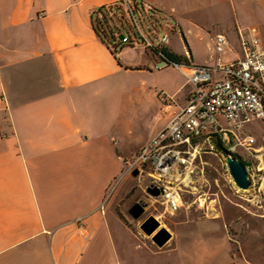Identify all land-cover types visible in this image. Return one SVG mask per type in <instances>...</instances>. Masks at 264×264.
Instances as JSON below:
<instances>
[{
  "label": "crops",
  "instance_id": "0c3cea01",
  "mask_svg": "<svg viewBox=\"0 0 264 264\" xmlns=\"http://www.w3.org/2000/svg\"><path fill=\"white\" fill-rule=\"evenodd\" d=\"M122 1L0 0V96L6 99L0 104V264H244L228 239L225 213L211 209L210 193L183 198L200 190L194 180L181 183L179 208L166 209L173 237L162 247L127 226L109 198L128 161L192 90L187 77L175 88L174 65L157 67L143 45L121 44L113 27L103 26V16ZM132 1L169 16L175 29L168 46L189 53L194 64L215 63L218 33L234 47L240 29H255L264 47V0ZM212 11L217 17L203 16ZM211 27L222 29L210 38L214 60L198 53V35ZM155 73L166 78L165 90L147 85ZM146 122L147 130L135 134ZM142 177L148 190L150 179ZM207 235L219 239L196 240Z\"/></svg>",
  "mask_w": 264,
  "mask_h": 264
},
{
  "label": "built area",
  "instance_id": "2783aa9c",
  "mask_svg": "<svg viewBox=\"0 0 264 264\" xmlns=\"http://www.w3.org/2000/svg\"><path fill=\"white\" fill-rule=\"evenodd\" d=\"M125 8V10H124ZM122 10V11H120ZM124 24L130 23L129 32H119L121 44L131 46L143 45L158 57L161 49L168 46L171 32L175 29L170 24L168 15L164 14L167 26L161 34L156 23L150 31L144 29L137 15L147 17L150 12L162 15L161 11L148 7L144 3L123 0L122 6L110 10L102 18L103 26L112 13ZM159 18H162L159 16ZM239 50H236L224 33H218L214 39L217 53L212 65L177 64L183 69L192 90L186 105L181 106L170 122L160 129L142 148L128 161L127 172L137 171L139 175L150 179L149 186L162 189L155 196L156 201L172 211H176L181 201V183L191 178V167L200 153L203 142L220 137L228 141L227 150L235 153L242 146L251 153L257 150L254 144L257 138L252 134L240 137L237 133L242 127L254 119L264 121V47L255 29L248 34L239 30ZM230 51L235 57L225 60L223 53ZM167 65L157 62V67ZM0 96V104L5 101ZM231 138L233 145L230 144ZM189 179L186 183H191Z\"/></svg>",
  "mask_w": 264,
  "mask_h": 264
},
{
  "label": "rangeland",
  "instance_id": "374dc122",
  "mask_svg": "<svg viewBox=\"0 0 264 264\" xmlns=\"http://www.w3.org/2000/svg\"><path fill=\"white\" fill-rule=\"evenodd\" d=\"M112 14V17H109L108 22L117 34L119 32L128 33L129 30L132 29L130 28V23L126 25L121 19H119L118 12L116 14L117 16H115V13ZM207 15L217 17L218 14L214 11L210 14L209 12L203 13V16ZM159 16L162 18H159ZM137 18L139 22L144 25L143 27L146 31H150V29L153 30L156 23H158L160 24L158 29L161 34H163L164 28L167 26V20L165 19L164 14L156 15L150 12L145 18L141 17L138 13ZM207 20H209V17H207ZM249 22L252 24L251 19ZM221 28L224 29V26ZM221 28H216L215 30L211 27V29H209V31H211L209 34L203 33L202 35H198V53L201 56H212L211 58L213 60L215 59V53L211 55L212 46L210 38L215 35L218 30L221 31ZM262 34L264 39V28H262ZM230 35L233 38L235 36L233 32ZM173 45L178 49L181 48L182 43L178 36H175ZM234 48L239 49V44H237L236 41L234 43ZM186 55L190 58V63L192 65L193 60L190 57L191 55L189 53ZM160 67H164V65H161ZM172 67H175V70H172V73L175 79L174 83L176 88L177 85L185 82L186 75L176 66ZM146 83L148 86H157L158 88L161 87V90L162 88L165 90V86L162 87L161 84H166V78L155 73L147 76ZM189 88L190 86L187 85L185 90H188ZM161 95L165 99L168 98L165 92L161 93ZM182 95L183 93L178 95V98L180 99ZM176 97L177 96H175V100H177ZM147 127L148 124L146 122L145 127L137 129L134 132L137 134L146 131ZM237 133L240 137L252 134L257 138V142L254 144V148L257 150L253 151V153L242 146L238 147L235 153H231L245 162V166L250 176V187L248 189H241L234 182L226 162V157L229 153L227 150L228 141H224L220 139V137H217L203 142L200 153L191 166L193 168V172L190 174L191 178L185 180V182H188L189 179L194 180L195 184L200 186V190L197 191L195 195L183 192V198L192 200L195 196H200V192L202 193L204 190H207L210 193L208 201L214 200L211 202L213 213H225L220 216H226L224 222L227 224L229 232L228 239L234 245L235 253L238 255L237 261H242L244 264H264V121L261 119H254L251 122L246 123L241 130L237 131ZM125 139L128 138L126 137ZM230 144L233 145L232 138ZM124 178V186L119 190V181H122ZM119 179L120 180H118L111 188L109 198H115V200H117V210L124 219L125 224L137 231L141 237L154 243L152 237L147 235L141 229V223L144 219L150 215H154L161 222V227H166L172 233L173 214L170 210H166V206L160 201H154L155 197L145 189V186L148 183L147 178L142 176L139 177L132 173L130 174L126 169V171L124 170L120 174ZM144 200L148 201L146 211L140 218L136 219L129 213V209L136 202H143ZM177 224L178 221L175 214V227ZM217 238L219 239L218 236L207 235L204 237H196V240L204 244L211 243V241L214 242ZM221 238L223 239V234L221 235ZM203 255V261L209 263L210 255L208 254L206 256L204 253Z\"/></svg>",
  "mask_w": 264,
  "mask_h": 264
},
{
  "label": "water",
  "instance_id": "95a60500",
  "mask_svg": "<svg viewBox=\"0 0 264 264\" xmlns=\"http://www.w3.org/2000/svg\"><path fill=\"white\" fill-rule=\"evenodd\" d=\"M120 38L123 34L119 35ZM226 162L228 165L229 172L236 183V185L241 189H248L251 185L250 176L247 168L242 160H240L236 155L228 153L226 157ZM148 191L152 195H159L162 189L153 187L152 185L148 187ZM148 201L136 202L130 209L129 213L136 219L140 218L146 211V206ZM141 229L149 236L152 240L160 247L164 246L172 237V233L166 228L161 227V222L154 216L150 215L141 223Z\"/></svg>",
  "mask_w": 264,
  "mask_h": 264
},
{
  "label": "trees",
  "instance_id": "16d2710c",
  "mask_svg": "<svg viewBox=\"0 0 264 264\" xmlns=\"http://www.w3.org/2000/svg\"><path fill=\"white\" fill-rule=\"evenodd\" d=\"M161 53L162 55L158 57L159 58L158 61H164L167 63V65H173L174 63L191 64L190 58L187 55H182V54L175 52L173 49L170 48V46H164L161 49ZM153 55L156 56L154 53ZM243 163L245 164V162Z\"/></svg>",
  "mask_w": 264,
  "mask_h": 264
}]
</instances>
